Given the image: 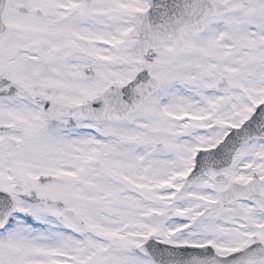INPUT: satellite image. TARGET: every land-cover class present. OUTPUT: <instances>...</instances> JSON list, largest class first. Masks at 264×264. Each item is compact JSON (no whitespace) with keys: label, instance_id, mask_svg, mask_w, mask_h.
<instances>
[{"label":"snow or ice","instance_id":"snow-or-ice-1","mask_svg":"<svg viewBox=\"0 0 264 264\" xmlns=\"http://www.w3.org/2000/svg\"><path fill=\"white\" fill-rule=\"evenodd\" d=\"M0 264H264V0H0Z\"/></svg>","mask_w":264,"mask_h":264}]
</instances>
